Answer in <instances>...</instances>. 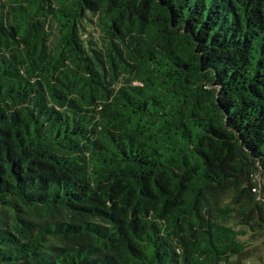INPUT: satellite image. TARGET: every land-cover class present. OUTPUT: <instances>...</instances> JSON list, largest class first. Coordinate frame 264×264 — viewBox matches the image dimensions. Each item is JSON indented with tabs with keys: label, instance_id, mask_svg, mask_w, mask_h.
<instances>
[{
	"label": "trees",
	"instance_id": "trees-1",
	"mask_svg": "<svg viewBox=\"0 0 264 264\" xmlns=\"http://www.w3.org/2000/svg\"><path fill=\"white\" fill-rule=\"evenodd\" d=\"M263 176L264 0H0V264H241Z\"/></svg>",
	"mask_w": 264,
	"mask_h": 264
},
{
	"label": "rangeland",
	"instance_id": "rangeland-1",
	"mask_svg": "<svg viewBox=\"0 0 264 264\" xmlns=\"http://www.w3.org/2000/svg\"><path fill=\"white\" fill-rule=\"evenodd\" d=\"M259 199L264 202V176L258 179ZM236 221H233L235 223ZM243 230V229H240ZM246 235L240 237L241 241L246 244V253L244 256L236 260L241 264H264V230L249 229ZM233 261V263L235 262Z\"/></svg>",
	"mask_w": 264,
	"mask_h": 264
}]
</instances>
